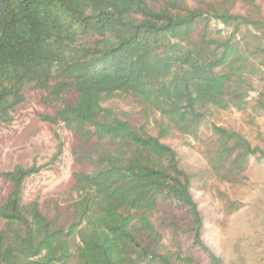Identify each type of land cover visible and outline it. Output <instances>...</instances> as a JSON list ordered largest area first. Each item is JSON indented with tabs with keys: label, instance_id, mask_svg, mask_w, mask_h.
Masks as SVG:
<instances>
[{
	"label": "trees",
	"instance_id": "1",
	"mask_svg": "<svg viewBox=\"0 0 264 264\" xmlns=\"http://www.w3.org/2000/svg\"><path fill=\"white\" fill-rule=\"evenodd\" d=\"M191 1L0 0V128L41 92L53 114L40 120L75 137L81 167L52 214L23 203L40 167L2 173L0 264H224L201 236L203 177L166 140H204L231 186L264 163L241 133L208 124L211 109L264 117V0ZM118 95L135 109L104 106Z\"/></svg>",
	"mask_w": 264,
	"mask_h": 264
},
{
	"label": "rangeland",
	"instance_id": "2",
	"mask_svg": "<svg viewBox=\"0 0 264 264\" xmlns=\"http://www.w3.org/2000/svg\"><path fill=\"white\" fill-rule=\"evenodd\" d=\"M42 95L27 90L26 100L13 122L0 128V201L9 192L2 173L16 166L34 165L41 172L26 181L23 203L36 201L42 211L52 214L56 207L67 211L73 174L81 167L71 153L77 142L75 137L61 125L52 126L40 120V116L53 114L52 108L42 105ZM253 97L255 93L250 94ZM134 103L132 97L118 95L104 106L131 111L135 109ZM210 113L209 125L239 132L253 147L264 150V117L252 120L235 110L211 109ZM209 132L204 129L203 136ZM166 143L176 149L185 170L203 177L194 181L192 196L203 218L204 243L224 264H264V163L251 162L242 185L231 186L211 174L204 156V140L197 142L174 134ZM59 144L62 150L57 154Z\"/></svg>",
	"mask_w": 264,
	"mask_h": 264
}]
</instances>
